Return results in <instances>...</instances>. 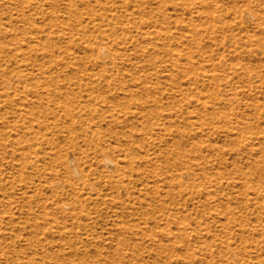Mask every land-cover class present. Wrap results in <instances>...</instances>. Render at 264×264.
<instances>
[{
  "label": "rangeland",
  "instance_id": "1",
  "mask_svg": "<svg viewBox=\"0 0 264 264\" xmlns=\"http://www.w3.org/2000/svg\"><path fill=\"white\" fill-rule=\"evenodd\" d=\"M0 264H264V0H0Z\"/></svg>",
  "mask_w": 264,
  "mask_h": 264
},
{
  "label": "bare ground",
  "instance_id": "2",
  "mask_svg": "<svg viewBox=\"0 0 264 264\" xmlns=\"http://www.w3.org/2000/svg\"><path fill=\"white\" fill-rule=\"evenodd\" d=\"M106 48L104 46H99L98 47V52L101 54H103L105 52ZM105 158V157H104ZM106 164H111L113 161L106 156V158L103 160ZM68 162H69V165L71 167V170L73 173L75 174H79L80 173V170H79V167L78 165L75 163V158L73 156H69L68 158ZM74 174V175H75Z\"/></svg>",
  "mask_w": 264,
  "mask_h": 264
}]
</instances>
